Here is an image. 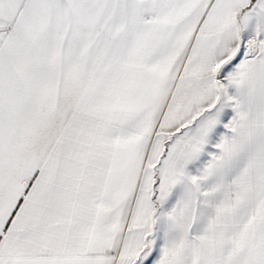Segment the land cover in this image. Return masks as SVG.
Segmentation results:
<instances>
[{"label":"snow or ice","instance_id":"1","mask_svg":"<svg viewBox=\"0 0 264 264\" xmlns=\"http://www.w3.org/2000/svg\"><path fill=\"white\" fill-rule=\"evenodd\" d=\"M0 264H264V0H0Z\"/></svg>","mask_w":264,"mask_h":264}]
</instances>
